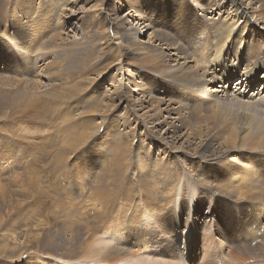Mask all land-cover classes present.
Returning <instances> with one entry per match:
<instances>
[{
    "label": "bare ground",
    "instance_id": "bare-ground-1",
    "mask_svg": "<svg viewBox=\"0 0 264 264\" xmlns=\"http://www.w3.org/2000/svg\"><path fill=\"white\" fill-rule=\"evenodd\" d=\"M81 4L89 7L84 10ZM9 8V24L19 30L23 24L31 28L50 21L56 26L52 64L64 70L68 63L73 69L74 112L84 128L74 142L87 146L88 156L102 169L124 166L134 157L141 173L157 179L159 198L172 197L174 208L176 201L180 207L181 201L192 202L193 179L195 186L235 199L244 209L257 200L258 194L250 193L257 185L247 177L260 174L255 164L264 152L246 142L251 130L259 134L257 141H264V115L257 112H264V0H14ZM123 9L127 11L120 14ZM80 10L77 35L64 24ZM141 26L146 38L138 35ZM71 34L77 37L70 42ZM108 46L117 50L118 63L111 72L95 73L98 61L89 57ZM85 203L80 215L86 226L106 216L103 196ZM157 221L177 239L173 261L166 264H186L190 231L182 224L168 228L161 216ZM123 224L127 228L119 235L136 237L133 227ZM218 225L222 229L216 232L223 236L225 221ZM104 227L96 232L111 233ZM250 230L249 239L257 238ZM144 234L133 241L136 250L129 256L122 247L93 250L94 241L77 260L119 264L141 252ZM199 263L207 264L204 257Z\"/></svg>",
    "mask_w": 264,
    "mask_h": 264
},
{
    "label": "rangeland",
    "instance_id": "rangeland-1",
    "mask_svg": "<svg viewBox=\"0 0 264 264\" xmlns=\"http://www.w3.org/2000/svg\"><path fill=\"white\" fill-rule=\"evenodd\" d=\"M13 1L0 0V264H37L38 260L49 264H97L95 260H77L83 256L85 245L96 241L91 248L98 251L122 247L126 249L124 255L129 256L136 250L133 241L142 232L147 237L141 252L119 264L170 263L177 239L158 224L160 216L168 228L182 224V228L190 231L186 264H200L202 257L207 264H264V154L255 164L261 168L260 174L247 177L257 185L250 193L258 197L245 209L235 199L219 197L215 191L195 186L193 178L192 202L189 205L181 201L180 207L179 200L174 208L172 197L159 198L157 179L141 173L134 166V157L128 158L124 166L102 169L98 161L93 162L95 159L88 156L87 146L86 151L74 142L84 128L80 120L76 122L74 112L77 107L72 95L73 69L68 63H64V70L58 63L52 64L51 45L56 26L51 21L31 28L23 24L24 30L15 28L13 23L10 26L9 6ZM81 6L84 10L89 7ZM126 11L123 9L120 14ZM75 16H67L64 27L72 25L69 28L78 35L81 10ZM138 33L146 38L148 32L141 26ZM76 37L71 34L68 40ZM117 53L109 46L98 54L92 51L89 58L98 61L95 73L114 70ZM125 60L133 62L132 57ZM262 90L260 84L259 91ZM257 112L264 115L260 109ZM256 133L249 131L246 144L264 152V141H257ZM101 196L108 205L107 217L86 226L85 215H80L85 213L81 207ZM199 196L204 200L199 201ZM222 221L226 231L220 236L216 229L221 228L218 224L222 225ZM123 223L130 230L133 227L131 231L136 237L122 236L127 228H123ZM104 225V230L109 227L111 233L96 232ZM87 227L96 228L89 232ZM251 227L256 240L249 239ZM244 229L245 234L241 235ZM178 246L181 251V242ZM234 253L242 257L238 259L236 255L232 259Z\"/></svg>",
    "mask_w": 264,
    "mask_h": 264
}]
</instances>
